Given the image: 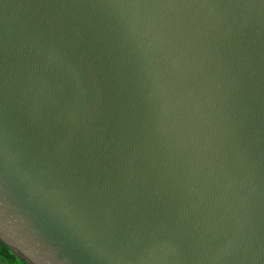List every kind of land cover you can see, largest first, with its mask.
<instances>
[{"label":"water","instance_id":"water-1","mask_svg":"<svg viewBox=\"0 0 264 264\" xmlns=\"http://www.w3.org/2000/svg\"><path fill=\"white\" fill-rule=\"evenodd\" d=\"M0 241L264 264V0H0Z\"/></svg>","mask_w":264,"mask_h":264},{"label":"trees","instance_id":"trees-1","mask_svg":"<svg viewBox=\"0 0 264 264\" xmlns=\"http://www.w3.org/2000/svg\"><path fill=\"white\" fill-rule=\"evenodd\" d=\"M0 264H29L0 241Z\"/></svg>","mask_w":264,"mask_h":264},{"label":"clouds","instance_id":"clouds-1","mask_svg":"<svg viewBox=\"0 0 264 264\" xmlns=\"http://www.w3.org/2000/svg\"><path fill=\"white\" fill-rule=\"evenodd\" d=\"M13 238H15L16 240L20 241L21 243L26 245L25 240L22 237H16L15 234H13ZM27 246V245H26Z\"/></svg>","mask_w":264,"mask_h":264}]
</instances>
